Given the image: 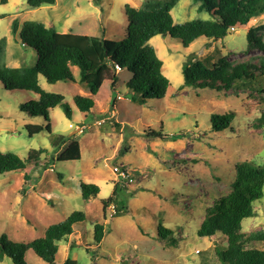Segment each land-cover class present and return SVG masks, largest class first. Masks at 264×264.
Segmentation results:
<instances>
[{"label": "rangeland", "instance_id": "rangeland-1", "mask_svg": "<svg viewBox=\"0 0 264 264\" xmlns=\"http://www.w3.org/2000/svg\"><path fill=\"white\" fill-rule=\"evenodd\" d=\"M146 0H58L53 6L28 9L26 0H0V41L6 40L9 67L31 68L35 50L20 42L24 23L40 22L59 33H71L119 42L128 31L125 7L141 8ZM170 0H152L161 6ZM176 24L210 20L194 0H181L172 10ZM19 23L17 35L13 23ZM264 25V15L245 27L230 31L226 38H202L185 48L171 36L150 41L163 62L170 86L166 97L133 101L127 87L132 73L119 70L113 88L110 72L89 113L81 112L76 96H90L80 83L78 67H72L77 82L49 84L40 76V86L60 94L72 110L68 118L60 106L50 111L52 133L30 135L29 125L46 126L43 117H30L20 107L38 101L28 91H8L0 83V152L17 154L24 162L32 151L46 150L25 171L0 174V239L29 243L44 236L46 229L75 212L86 220L74 226L68 242L60 244L54 264L68 258L77 264H220L214 248L226 239L201 238L198 231L206 210L231 191L236 167L252 162L264 167V130L252 125L264 110V78L261 88H245L239 96L184 86L183 67L191 60L226 57L230 61L257 58L248 48V30ZM235 113L231 126L216 132L213 115ZM160 134L161 136H158ZM64 136L65 146L56 150L53 140ZM80 145L81 158L61 161L72 143ZM130 171L132 183L122 181L114 169ZM82 184L100 188L97 197L85 201ZM117 187L114 202L108 203ZM256 216L243 221V231H264V196L254 204ZM105 229L100 244L94 239L95 225ZM176 242V244L174 243ZM264 249L263 243L255 244ZM28 264H49L32 250ZM0 264H14L5 258Z\"/></svg>", "mask_w": 264, "mask_h": 264}, {"label": "trees", "instance_id": "trees-1", "mask_svg": "<svg viewBox=\"0 0 264 264\" xmlns=\"http://www.w3.org/2000/svg\"><path fill=\"white\" fill-rule=\"evenodd\" d=\"M58 0H26L28 9L53 6ZM159 1V0H158ZM181 0H170L163 6L146 0L141 8L130 5L125 7L128 31L124 40L113 42L104 38L71 33H59L40 22L24 23L20 42L23 46L35 50L37 63L31 68L9 67L6 62V40L0 41V83L8 91H28L39 95L38 101L21 105L22 112L30 117H43L46 126L29 125L30 135H39L43 131L52 133L50 111L62 107L68 118L72 110L65 97L44 91L40 86V76L53 85L60 82H77L72 67L80 71V83L88 88L91 96H76L77 108L89 113L95 106L92 97L98 95L106 76L111 75L115 87L119 70L127 69L132 79L127 87L133 93V101L146 104L148 100H161L166 97L170 81L163 74V62L150 41L158 35L171 36L180 41L185 48L205 38L219 41L227 37L231 29L247 26L252 19L264 15V0H194L200 5V11H206L210 20H194L185 24H176L172 10ZM19 23H13V33L17 35ZM248 48L262 53L257 58L242 61H230L220 58L211 63V58L191 60L183 67L184 86L194 89H209L223 92L227 96H239L245 88L258 86L264 78V25L248 30ZM264 94L263 90H259ZM235 119V113L212 116V128L221 132L229 128ZM256 130H264V110L255 119ZM158 136H161L158 134ZM68 139L56 137L53 146L60 150ZM46 150L32 151L24 162L17 154L0 152V174L25 171L27 164L38 161ZM61 161H76L81 158L80 145L77 142L67 147L59 157ZM82 197L89 201L97 197L100 188L93 184H82ZM115 187L113 197L104 202L106 207L112 203L118 193ZM264 196V167L252 162L237 165L235 181L226 196L216 200L203 218L198 236L201 238L226 239V245L214 248L220 264H264V249L256 243L264 242V231H243V221L256 216L254 204ZM83 212H75L65 221L48 227L44 236L29 243L10 242L5 235L0 239V262L9 258L14 264H28L26 254L32 250L40 259L54 264L60 244L68 242L74 235V226L84 222ZM105 237L102 225H95L94 239L100 244ZM176 244V242H174ZM63 264H77L68 258Z\"/></svg>", "mask_w": 264, "mask_h": 264}, {"label": "built area", "instance_id": "built-area-1", "mask_svg": "<svg viewBox=\"0 0 264 264\" xmlns=\"http://www.w3.org/2000/svg\"><path fill=\"white\" fill-rule=\"evenodd\" d=\"M230 31H235V29H231ZM115 173L118 175V177L122 180H128L129 183L133 182V179L131 178L130 171L125 169L124 167H117L114 169Z\"/></svg>", "mask_w": 264, "mask_h": 264}, {"label": "crops", "instance_id": "crops-1", "mask_svg": "<svg viewBox=\"0 0 264 264\" xmlns=\"http://www.w3.org/2000/svg\"><path fill=\"white\" fill-rule=\"evenodd\" d=\"M90 96H91V94H90Z\"/></svg>", "mask_w": 264, "mask_h": 264}, {"label": "water", "instance_id": "water-1", "mask_svg": "<svg viewBox=\"0 0 264 264\" xmlns=\"http://www.w3.org/2000/svg\"><path fill=\"white\" fill-rule=\"evenodd\" d=\"M166 37V36H165Z\"/></svg>", "mask_w": 264, "mask_h": 264}]
</instances>
